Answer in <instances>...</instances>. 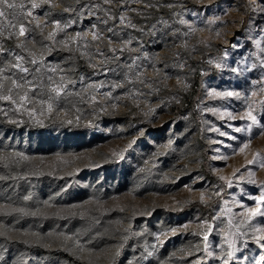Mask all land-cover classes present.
I'll return each mask as SVG.
<instances>
[{"label": "rangeland", "instance_id": "1", "mask_svg": "<svg viewBox=\"0 0 264 264\" xmlns=\"http://www.w3.org/2000/svg\"><path fill=\"white\" fill-rule=\"evenodd\" d=\"M82 2L96 3L97 0ZM126 2L129 8H140L139 4H134L131 0ZM149 2L159 7L144 8L141 10L143 14L124 10L136 25L135 28L120 25L118 18L110 19L107 25L101 23L97 17L104 18L103 11L98 12L97 16H90L87 12L83 16L63 13L64 5L79 7L75 0H62L61 7L52 10L56 15L51 18L70 23L71 26L66 29L68 35L88 32L84 37L87 41H92L89 30L93 24H97L104 36L111 37L113 42L109 44L107 39L94 42L93 50L96 47L105 51L119 48L121 42L132 39L131 47L139 51H126L123 54L125 59L130 55H139L141 60L145 55L154 57L152 62L156 64V68H147L143 75L149 81L155 80L159 91L132 97L125 93L123 87L116 88L113 95L119 99L112 101L118 104L115 109L110 103H104V97L99 95L101 105L95 109L91 103L77 104V97L72 96L65 100L64 108L68 111V118L74 123L67 125L54 122L45 113L42 128L30 121L27 114L9 110L14 109L15 105L0 101V118L4 121H0V175L17 177L0 181V205L35 210L42 207L44 200H49L52 204V208L44 209L45 215L38 217L18 213L0 214V223L15 240L28 241L10 243L0 238V264H13L14 261L17 264H64L60 260L28 252L25 250L26 246L63 251L88 264H109L120 251L124 254L119 264H128L129 260L133 264H188L186 260L179 259L182 255L180 249L192 248L195 256L204 255L203 233L192 235V232L201 231L200 221L217 226V231L209 234L208 244L211 250L218 252V246L223 243V237L228 231L229 217L243 213L240 204L255 207V201L248 199V196L260 195L261 186L264 185V168L253 169L255 175L251 179L256 183L250 184L247 182L248 173L243 171L242 166L255 153L264 157V137L257 136L241 153L238 141L211 130L219 128L220 131L242 140L246 139V134L235 133L228 127L229 124L244 126L246 121H241L239 116L243 114L246 105L242 100L234 98H209L207 92L235 90L250 94L251 82L261 79L264 69L259 67L242 71L239 75L230 70L238 66L250 68L253 62L258 63L256 57L260 53L254 41H264V31L261 30L264 29V15L256 10L260 0ZM168 4L175 6L169 8ZM45 10L47 9L37 10L42 22ZM111 11L118 17L119 3L113 4ZM216 16L221 20L217 24L207 25L206 21ZM144 19L151 20L144 26L140 22ZM179 19H185L205 30L185 38L182 33L186 29L179 24ZM165 20L171 25L170 29H166L161 23ZM113 26L114 32L106 30ZM174 29L180 30L179 36L175 38L172 37ZM50 31L52 25L49 23L43 28V33L46 35ZM165 31L168 32L167 36L163 35ZM217 32L220 33L219 36L216 35ZM142 37H147V41ZM37 38L42 39L39 36ZM185 40L187 47L183 46ZM200 41H208L210 46H205ZM16 42L9 41L10 46ZM234 45L241 46L237 48ZM36 47L39 51V46ZM70 55L72 53L60 48L52 51L45 49L43 58L48 65L63 67L71 79L76 81V91L83 88L87 92L88 89L84 86L88 83L104 82L112 85L123 80L120 75L121 70H124L123 64L117 68V63L113 62L94 69L78 53L71 60ZM209 60L213 63L209 64ZM92 63L99 65L100 59L94 58ZM181 63L185 64L183 69L178 67ZM217 64L223 67L218 68ZM82 66H86L90 72H82ZM196 69L205 73L206 77L195 112L173 117L171 107L181 104V95L189 88L191 75ZM178 77L181 82H178ZM128 87L134 93L141 86L137 84ZM110 90L108 87L100 89L101 92ZM142 91L148 93L146 87ZM251 99L257 102L264 99V92H259ZM101 107L105 111H101ZM212 108L220 112L231 111L237 119L228 120L227 117L213 115L208 111ZM256 108L259 112L258 104ZM4 111L8 112L7 116L3 114ZM63 117L62 111L61 118ZM76 117H80L79 122H76ZM12 120L16 123H11ZM214 141H223V144ZM200 142L207 149L209 170L217 180H207L200 172ZM233 148H236L234 154ZM219 156L228 158L223 160L217 158ZM145 161L149 163L145 165ZM141 167L146 169L144 173L139 172ZM235 169H241L237 177L243 175V180L232 177ZM33 172H39L40 175H31ZM220 176L232 178V186L229 187L227 179L220 180ZM189 187L194 190L189 191ZM222 188L225 189L224 192ZM216 191L220 192V196L215 195ZM201 192L206 193L204 203L199 200ZM25 195H31L33 199L25 202ZM176 201H179L177 210H167ZM195 201L201 204L213 201L211 214L180 212L183 206ZM225 201L232 213L221 215L220 208ZM69 209L70 212L64 211ZM214 216L220 218L213 221ZM239 218L237 216V221ZM255 219L257 222L264 220L262 217ZM184 224L189 225L188 231L181 229L177 234L168 231ZM161 231L167 232L162 245L154 238L155 233ZM31 233L45 237L52 233L45 240L51 247L38 246ZM64 237L74 239L65 240ZM153 243L157 244L156 249L150 247ZM146 245L153 251V255L147 258ZM195 245L201 251L197 252L193 247ZM77 246L80 250H77ZM173 252L177 253V257L172 258ZM247 255L259 258L264 255V251L259 245L249 241ZM195 256L188 257V260L195 259ZM205 262L218 264L207 257Z\"/></svg>", "mask_w": 264, "mask_h": 264}, {"label": "snow or ice", "instance_id": "2", "mask_svg": "<svg viewBox=\"0 0 264 264\" xmlns=\"http://www.w3.org/2000/svg\"><path fill=\"white\" fill-rule=\"evenodd\" d=\"M134 4H139L140 8H129L126 0H97L96 3H83L82 0H75V3L79 7H73L72 5H64L62 7L63 13H68L70 15L80 14L83 16L87 12L90 16H97L100 11L104 12V18L97 17L101 23L107 25L108 21L116 20L118 18L120 25L135 28L134 25L124 10L127 9L130 12H136L138 14H143L142 9L148 8H158L159 5H153L149 0H131ZM62 0H0V101H6L9 105H15V108H10L16 113L27 114L29 120L39 127L44 126L45 113L49 119L58 121L62 124L72 125L74 121L68 118V111L64 108V102L66 99L75 96L77 97L78 103H91L93 108L100 107L101 101L98 99V95L104 97V103H110L111 107L115 109L118 104L112 103V101L118 100L119 98L113 95L116 88L123 87L125 93L129 96L135 97L137 94L140 96H145L151 94L154 91H159L156 86V81H149L144 77L143 72L147 68H156V64L152 62L154 57L145 55L143 60L139 55L129 56L127 60L124 57L126 51L133 52L139 51L138 49H133L132 39L121 42V47L119 48H109L105 51L103 48L96 47L93 50L92 45L94 42L101 41L104 39L108 40L111 44L112 38L105 37L103 32L98 29L97 24H93L92 28L89 30L91 32L92 41H87L84 39L89 33H76L74 36L68 35L66 29L70 27V23H62L60 19H52L56 13L52 10L61 7ZM119 3L120 14L114 15L111 11V6L113 4ZM106 5L107 7H103ZM169 8L174 7L173 4L167 5ZM46 8L42 15L44 17L43 22L40 16L37 14V10ZM261 15H264V0H260L259 7L256 9ZM221 18L216 16L210 20H207V25L217 24ZM179 24L183 25L186 29L183 31V36L185 38L190 35H194L197 31H204V28L198 27L197 25L190 23L185 19H179ZM52 25V31L48 32L46 35L43 33V28L48 24ZM165 25L166 29H170L171 25L168 21H161ZM155 27V26H153ZM108 32H114L113 27H107ZM264 31V29H261ZM143 31V29H141ZM180 30H172V37L175 38L179 36ZM164 36L168 35V32L163 33ZM217 36L220 35L219 32L216 33ZM42 39H38L37 37ZM17 41L13 46L6 47L5 42ZM256 47L259 49V55H257V62H253L250 68L232 67L230 70L239 75L242 71H251L256 68L264 69V41H254ZM200 43L205 44V46H210L208 41H200ZM32 45V47H30ZM39 46V51L37 47ZM187 47V42L183 45ZM241 45H234V47H240ZM56 48L61 50H66L72 55L69 56V60L79 54L80 58H86L90 67L96 69L98 67H103L109 63L116 62L117 68H120L123 64V69L120 75L123 76V80L119 83H114L112 85H107L104 82L100 83H88L84 87L88 89L84 92L83 88L80 91L74 89L76 81L71 79L67 71L57 65L51 66L44 61V50L52 51ZM227 55V53L225 54ZM179 56V53H177ZM94 58L100 59V64H93ZM143 61H149L150 63L145 64ZM209 64L213 61L209 60ZM239 63V62H238ZM246 63V61H245ZM218 68L223 66L220 64L216 65ZM181 69L185 67V64L181 63L178 65ZM167 78V77H165ZM178 82L179 77L177 78ZM83 81V78H82ZM139 84L141 87L136 88L135 92H131L129 85L135 86ZM252 88L250 94L245 92L235 90H209L207 96L209 98H219L221 100H228L229 98H234L236 100H242L246 105L243 110V114L239 116L241 121H246L244 126H234L229 124L228 127L232 128L235 133L246 134V139H240L238 136L231 135L228 132L220 131L219 128H213L211 130L219 133L220 136L227 137L230 140L238 141V149L241 153L244 152L246 148L251 145L253 139L257 136L264 137V99L257 101L251 98L256 96L259 92H264V72L261 73L260 80H253L251 82ZM187 85L185 84V87ZM108 87L111 90L107 92H101L100 89ZM147 88L148 93L142 91V88ZM71 89V90H70ZM259 105V112L257 111L256 105ZM101 111H105L104 108H100ZM64 112V117L61 118V112ZM213 115H217L220 118L227 117L228 120H235L237 116L231 112H220L215 108L208 109ZM5 116L8 115L7 111H4ZM80 117H76V122H79ZM11 123H16L15 120L10 121ZM91 121L89 122V125ZM134 143V142H133ZM214 143L223 144V141H214ZM132 147V144H129ZM231 147V146H229ZM219 152V149H216ZM236 152V148H233V154ZM19 155V154H16ZM22 159H27V157H21ZM219 159L227 160V156H219ZM145 165L149 161L144 162ZM252 166V167H249ZM255 167L264 168V157H261L259 153H255L252 159L247 160V163L242 166L243 171L248 173L247 182L250 184H255V180L251 179L255 175L253 170ZM145 168H139L140 173H144ZM150 171V169H148ZM241 172V169H235L232 177L238 178L240 180L244 179L243 175L237 177V174ZM31 175H40L39 172H33ZM17 177L0 175V181L16 179ZM167 178V176L165 177ZM220 180H226L229 187L232 186V178H226L224 176L219 177ZM187 187V186H186ZM189 191L194 189L189 187ZM216 196H220V192H215ZM206 193L201 192L199 200L201 203L205 202ZM211 199V197H208ZM33 198L31 195L23 196V201L28 202ZM248 199L255 201V207H251L245 204H240V208L243 209V213L232 214L228 220V231L223 237V243L218 246L219 251L211 250L208 239L209 234L217 231V226L214 224H209L207 221H200L199 227L200 232H192V235H200L203 233L204 248L203 256H195L192 248L187 250L180 249L182 253L179 259L186 260L188 264H206L205 257L214 259L218 264H264V255L259 258L256 256L249 257L247 255V245L249 241H252L259 245V248L264 251V220L256 221L255 218H264V185L261 186V191L259 196L249 195ZM179 205V201H176L173 205L168 206L167 210L175 211ZM52 208V204L49 200H44L42 207H37L35 210H29L25 207H11L6 208L4 205H0V214L12 215V214H22L24 216L38 217L45 215L44 209ZM64 211H71L64 210ZM123 211V209H121ZM227 213H232V209L228 207V202H224V206L220 208V214L224 215ZM75 215V213H72ZM83 217V213L80 214ZM237 216L239 220L237 221ZM219 216L212 217V220H218ZM188 231L189 225L184 224L178 227H173L169 229L172 234H177L180 230ZM233 229H235L233 231ZM53 234L49 233L47 237L38 236L36 233H31V236L35 237L38 246L49 248L51 245L45 243L49 237ZM137 235H140L137 233ZM0 238L11 242H23L28 243V241H17L10 234L9 230L0 223ZM155 240L159 244H163L167 238V232L161 231L155 233ZM65 240H73L74 237H64ZM238 241L240 242L238 244ZM152 249L157 248V244L153 243L150 246ZM196 251H201L198 245L193 246ZM77 250H80L77 246ZM146 257L153 255V251L149 250V246H145ZM195 256V259L188 260V257ZM177 257V253H172V258ZM17 264V262H13ZM128 264H133L131 260Z\"/></svg>", "mask_w": 264, "mask_h": 264}, {"label": "trees", "instance_id": "3", "mask_svg": "<svg viewBox=\"0 0 264 264\" xmlns=\"http://www.w3.org/2000/svg\"><path fill=\"white\" fill-rule=\"evenodd\" d=\"M151 19H144L140 20V22H143L144 26L147 22H150ZM144 41H147V37H142ZM5 46H10L9 41L5 42ZM82 72L89 73L90 70L86 66L81 67ZM206 77V74L201 72L199 69H196L193 71L190 79V85L189 88L185 93L181 95V104L180 105H174L171 107V113L173 117H177L179 115H183L186 113L193 114L195 112V106L197 104V101L199 100L202 92V83L204 78ZM1 122H4L3 119L0 118ZM33 129V128H31ZM200 147V172L203 175V177L207 180L213 181L217 180L212 173L209 170V159H208V153L206 147L203 145L202 142L198 143ZM219 183V182H218ZM220 186H222L219 183ZM225 189L222 188V192H224ZM213 201H210L206 204H201L198 202H191L181 209L180 212H189V211H196L201 215H210L211 214V207L213 205ZM179 211L177 213H180ZM25 250L31 253H38L42 256H45L49 259H56L60 260L64 264H88L83 260L74 258L70 256L69 254L63 252V251H56V250H50V249H42L35 246H26ZM123 251H120L117 253L112 261L109 264H119L123 258Z\"/></svg>", "mask_w": 264, "mask_h": 264}]
</instances>
